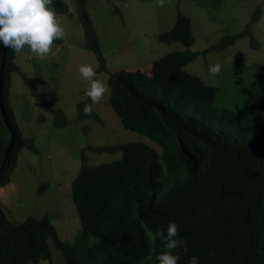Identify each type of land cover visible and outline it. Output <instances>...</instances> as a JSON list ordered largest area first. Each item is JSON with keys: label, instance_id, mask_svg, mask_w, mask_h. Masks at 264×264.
<instances>
[{"label": "trees", "instance_id": "obj_1", "mask_svg": "<svg viewBox=\"0 0 264 264\" xmlns=\"http://www.w3.org/2000/svg\"><path fill=\"white\" fill-rule=\"evenodd\" d=\"M70 3L83 47L95 53L97 69L106 70L85 0H53L52 7L64 15ZM258 15L256 7L243 29L191 50L188 18L177 11L158 38L179 41L181 49L141 68L107 71L108 101L121 125L153 144L124 141L80 149L81 163L69 183L79 225L71 241L60 237L46 215L13 222L0 206V264L50 261L51 247L63 264H158L163 244L155 233L163 229L166 234L170 222L188 246L187 252L176 250L178 264H188L192 255L198 264H264V62L244 77L233 58L234 75L220 84L226 92L220 95L215 85L184 68L197 54L222 50L244 34L256 47L250 25ZM14 55L0 45V184L8 181L18 148H33L19 131L8 93L14 71L37 94L23 74L34 55L25 48L18 64ZM246 82L248 91L239 95V85ZM85 104H91L87 96L75 103L76 116L100 120L94 111L84 114ZM51 121L62 126L67 118L53 108ZM86 148L120 150L121 156L87 164Z\"/></svg>", "mask_w": 264, "mask_h": 264}, {"label": "rangeland", "instance_id": "obj_2", "mask_svg": "<svg viewBox=\"0 0 264 264\" xmlns=\"http://www.w3.org/2000/svg\"><path fill=\"white\" fill-rule=\"evenodd\" d=\"M156 3L157 0H85L106 70L97 69L95 53L83 47L81 26L70 3L67 13H56L65 27V38L53 44L52 54L47 58L34 56L24 64L23 74L32 80L37 94L20 74L11 72L9 104L22 137L30 139L33 148H18L8 182L0 184V206L9 220L19 222L26 215H46L60 237L71 241L79 225L69 183L81 163L80 149L124 141L153 144L143 134L121 125L108 94L99 104L92 105L100 120L76 116L75 103L86 96L88 85L79 74V64L93 65L96 78L107 83V71L141 68L151 59L183 47L179 41L163 42L158 38L161 31L172 25L177 11L189 19L194 36L189 49L200 50L224 34L243 29L256 7L259 15L250 25L256 47L249 45V36L244 34L222 50L197 54L184 68L205 83L215 85V93L220 95L226 93L220 84L234 75L233 58L242 65L240 75L244 77L251 76L254 65L264 62V0H165L164 7H157ZM22 53H15V62ZM214 63H220L222 68L212 76L208 68ZM248 83L240 84L236 92L240 95L248 91ZM53 108L63 110L66 124L52 123ZM83 154L87 164L121 156L120 150L87 148ZM51 250L50 261L40 259L35 264H63L54 255L57 250L52 247Z\"/></svg>", "mask_w": 264, "mask_h": 264}, {"label": "clouds", "instance_id": "obj_3", "mask_svg": "<svg viewBox=\"0 0 264 264\" xmlns=\"http://www.w3.org/2000/svg\"><path fill=\"white\" fill-rule=\"evenodd\" d=\"M52 4L53 0H0V45L12 49L17 54L27 48L41 60L50 56L54 42L65 38V27L57 18ZM164 5L165 0H157V7ZM221 68L220 63H214L209 66L208 73L215 76L220 73ZM78 71L80 76L88 81L85 95L92 102L84 105L83 112L85 115H91L92 105L99 104L106 94H110V87L105 81L96 78L93 65L81 63L78 65ZM155 236L163 244L160 254L156 257L158 264H178L180 256L176 254V250L188 251L187 243L177 238L178 225L175 222L167 225L166 234L160 229ZM188 264H198V258L194 255L189 256Z\"/></svg>", "mask_w": 264, "mask_h": 264}]
</instances>
